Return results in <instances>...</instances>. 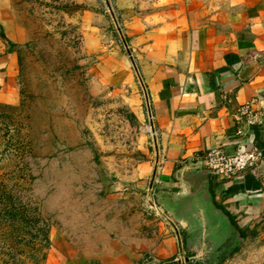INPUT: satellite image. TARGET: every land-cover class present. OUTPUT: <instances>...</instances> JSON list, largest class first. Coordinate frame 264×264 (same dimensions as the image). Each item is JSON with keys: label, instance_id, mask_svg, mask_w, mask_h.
<instances>
[{"label": "rangeland", "instance_id": "rangeland-1", "mask_svg": "<svg viewBox=\"0 0 264 264\" xmlns=\"http://www.w3.org/2000/svg\"><path fill=\"white\" fill-rule=\"evenodd\" d=\"M149 1L11 0L21 41L17 97L0 102V264H55L59 242L93 252L178 224L155 188L134 186L145 155L153 162L155 133L136 120L109 67L118 52L132 60L123 13ZM260 229L209 259L205 250L177 258L264 264Z\"/></svg>", "mask_w": 264, "mask_h": 264}, {"label": "crops", "instance_id": "crops-1", "mask_svg": "<svg viewBox=\"0 0 264 264\" xmlns=\"http://www.w3.org/2000/svg\"><path fill=\"white\" fill-rule=\"evenodd\" d=\"M140 5L123 13L136 68L127 52H118L116 59L113 55L109 64L136 120H148L155 133L153 162L146 154L135 170L134 186L146 191L152 182L155 194L177 192L175 171L203 162L207 150L259 148L263 157L241 174L210 175V189L242 228L244 239L256 226L264 234V0H151ZM19 34L11 0H0V102H13L18 94L14 46L21 41ZM245 103L257 115L254 124L239 114ZM162 230L152 239H117L93 252L59 242L55 264H180V244L182 254L198 253L199 235L185 233L179 224ZM219 248L207 242L203 260ZM262 249L264 263V243Z\"/></svg>", "mask_w": 264, "mask_h": 264}, {"label": "water", "instance_id": "water-1", "mask_svg": "<svg viewBox=\"0 0 264 264\" xmlns=\"http://www.w3.org/2000/svg\"><path fill=\"white\" fill-rule=\"evenodd\" d=\"M154 174L155 170L152 179ZM174 177L180 182L179 190L156 193V196L172 219L186 228L185 233L193 237L199 235V252L184 257V261L189 262L199 257L207 245V240L217 247L220 246L219 251L217 250L219 253L224 248L230 251L237 247L244 240V235L224 209L214 202L209 170L203 167V162H189L181 166L175 171ZM151 185L152 182L150 188ZM173 223L175 226L176 223ZM179 246L182 255L181 244ZM177 261L180 262V258Z\"/></svg>", "mask_w": 264, "mask_h": 264}, {"label": "built area", "instance_id": "built-area-1", "mask_svg": "<svg viewBox=\"0 0 264 264\" xmlns=\"http://www.w3.org/2000/svg\"><path fill=\"white\" fill-rule=\"evenodd\" d=\"M239 114L251 124L257 122V115L250 103L240 106ZM263 157L262 150L256 147H242L229 153L222 147L207 150L203 156V166L209 174L217 178H231L241 174L246 168L254 166Z\"/></svg>", "mask_w": 264, "mask_h": 264}, {"label": "trees", "instance_id": "trees-1", "mask_svg": "<svg viewBox=\"0 0 264 264\" xmlns=\"http://www.w3.org/2000/svg\"><path fill=\"white\" fill-rule=\"evenodd\" d=\"M215 201V200H214ZM215 203H216V205L218 206V207H221L222 209H224L223 208V206H221V205H219L216 201H215ZM224 211L230 216V219L232 220V222H234V224L236 225V226H238L237 225V223L235 222V220L233 219V217L224 209ZM238 228L240 229V231L242 232V234L245 236V233H244V231L242 230V228H240L239 226H238ZM170 263H173V264H175L176 262H175V260H171V261H169Z\"/></svg>", "mask_w": 264, "mask_h": 264}]
</instances>
